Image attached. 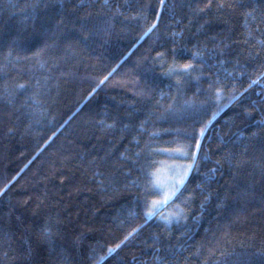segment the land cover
<instances>
[{
    "label": "trees",
    "instance_id": "obj_1",
    "mask_svg": "<svg viewBox=\"0 0 264 264\" xmlns=\"http://www.w3.org/2000/svg\"><path fill=\"white\" fill-rule=\"evenodd\" d=\"M217 2L0 0V264H264V80L244 92L264 71V23L249 19V37L243 9ZM219 41L226 63L205 52L177 94L157 53L182 64ZM193 136L198 166L159 210L178 204L179 220L146 216L149 173Z\"/></svg>",
    "mask_w": 264,
    "mask_h": 264
},
{
    "label": "snow or ice",
    "instance_id": "obj_2",
    "mask_svg": "<svg viewBox=\"0 0 264 264\" xmlns=\"http://www.w3.org/2000/svg\"><path fill=\"white\" fill-rule=\"evenodd\" d=\"M165 0H160L161 5H164ZM105 6L108 5V0H104ZM264 0H260V4L255 3V0H251V7H249V4L245 2V0H218L216 7L218 10L223 11L225 9L228 10H236V9H243V11L240 13V15L244 18V27L247 30V34L249 37L253 35V29L251 28L249 24V19L251 21L255 22L259 20V22L264 23ZM35 6V5H33ZM212 6V0H208V3L204 5L202 8L195 9V12L197 14H203L206 12V10H209ZM189 8H191V5H189ZM257 12H259V16H257ZM120 15H123V13H120ZM157 16H159V13H157ZM157 27V23H153L148 29V32L153 31ZM203 27V25L201 26ZM181 33H173V36H179ZM212 40L215 41V37H212ZM245 45L248 44V40L245 39L243 41ZM259 45H261L262 48H264V40L257 41ZM228 45L224 44L223 41H219L214 43V47L212 49H207V45L205 44L202 49H199L197 51H191L188 49H185V51H191L192 60H189L185 63H178L175 58V52L176 48L174 47L172 49L173 52V58L172 62L168 63L166 54L163 52L157 53V59L160 62V66L162 69V74L168 77H174L175 78V87L177 89V94H180L182 91V88L184 84L190 80L195 78L197 81L201 79L200 75H197L196 77L192 76V73L199 71L203 67V63L200 65H194L193 61L197 58H200L203 62L205 52H208L209 56L211 58L217 59V63L223 66L226 61L223 59H220V57L224 56V49L227 48ZM250 57L256 58L259 56V52L253 56L252 53H249ZM167 65V67H165ZM236 67L243 68L242 65L239 64V61H236V64L234 65V70ZM245 73L241 71L239 73L240 76H243ZM227 76L229 78H234L233 73H227ZM107 79V77H105ZM264 80V71H259V75L255 79H251L248 88L244 89V92H247L248 89H251L254 85L260 84V81ZM103 83V81H101ZM20 89L25 88L24 84H20L17 86ZM227 87L226 83H223L221 81L219 73L216 74V79L212 80L209 77V83H208V89L207 91L214 94L215 98L219 100L221 98V95L223 94L225 88ZM233 90L235 89V85H232ZM201 89H197V92H200ZM244 92L240 93V96L244 95ZM238 98V97H233ZM172 100L175 101V96L172 97ZM207 101H201V104L206 103ZM192 101L185 100L184 105L191 107ZM168 107L171 109L173 107V104H169ZM253 111L256 109V103L253 102L252 105ZM247 111V110H246ZM264 111V110H262ZM215 115V114H213ZM248 115H251V113H248ZM211 123V121H209ZM262 128H264V119L258 122ZM208 124H205L203 127L199 129L198 136L200 138H203L206 130H207ZM258 133L257 132H251L250 136L245 137L243 131H239L236 135L239 139L240 137H244L245 139H249L251 137H255ZM194 144H189L186 146L178 147L176 149L171 150L174 153H180L185 158L189 156L188 149H192L190 155H191V161L187 164L183 165H170L165 169V177L164 180H161V177L159 175L161 169H156L155 171L149 173V175L152 177L151 181L148 185L145 186V196H147L148 192L151 191L152 188H164L167 187L168 191L165 192L163 199H153L150 204L148 205V210L146 211L145 215L148 217L153 216L154 214H159L160 217L166 222L170 223L173 218H176L177 221L179 220L181 213L180 212H170L168 215H163L159 213V208L162 204L168 203L172 198L176 197L178 193L180 192L181 188L185 185L186 180L188 179L191 171L198 166V153L199 149L201 148V139L196 138V136H193ZM219 163V161H217ZM212 173H215L216 169L213 168L210 170ZM7 187V186H5ZM5 189H0V194L4 192ZM139 231V228L132 229L131 232H129L124 239L120 242V244H117L116 247L119 248L121 244H123L125 241H128L130 238L134 237V235ZM44 234L49 238L48 243L50 245V249L52 252L55 253L56 249L54 246H52V240L51 237L54 235L52 232V229L50 226H46L43 229ZM110 253L113 251V249L108 250ZM159 251V249H157ZM6 255V254H5ZM62 255V253H61ZM66 259V258H65ZM157 259L160 261V264H167V261L163 257H157Z\"/></svg>",
    "mask_w": 264,
    "mask_h": 264
},
{
    "label": "rangeland",
    "instance_id": "obj_3",
    "mask_svg": "<svg viewBox=\"0 0 264 264\" xmlns=\"http://www.w3.org/2000/svg\"><path fill=\"white\" fill-rule=\"evenodd\" d=\"M178 147H175L173 149H176ZM172 150V149H171ZM190 162V156H188L187 158H185L183 155H181L180 153H174L172 151H166L161 158L159 159V162L157 164L156 169H161L159 175L161 177V180H164L165 177V169L173 164L176 165H183V164H187ZM155 169V170H156ZM155 189V196L152 198L153 199H163V196L165 194L166 191H168L167 187L164 188H154ZM151 200V201H152ZM165 204H162L159 208V210L164 206ZM178 204H173L171 206H169L168 208L164 209L161 214L163 215H168L170 212H178V210H180ZM162 219V218H161ZM163 220V219H162ZM164 221V220H163ZM177 221L176 218H173L172 221L170 223L167 224H171L173 222ZM165 222V221H164Z\"/></svg>",
    "mask_w": 264,
    "mask_h": 264
}]
</instances>
